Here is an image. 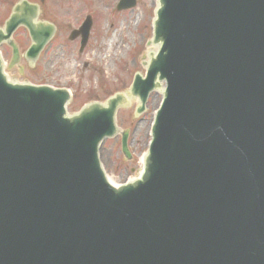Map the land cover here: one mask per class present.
I'll return each mask as SVG.
<instances>
[{
    "label": "water",
    "instance_id": "water-1",
    "mask_svg": "<svg viewBox=\"0 0 264 264\" xmlns=\"http://www.w3.org/2000/svg\"><path fill=\"white\" fill-rule=\"evenodd\" d=\"M38 15L20 0L0 28L8 68L19 26L31 64L52 38ZM152 25L145 77L71 115L68 90L10 82L0 56V264H264V0H158ZM152 91L143 172L115 187L99 145Z\"/></svg>",
    "mask_w": 264,
    "mask_h": 264
},
{
    "label": "rangeland",
    "instance_id": "rangeland-1",
    "mask_svg": "<svg viewBox=\"0 0 264 264\" xmlns=\"http://www.w3.org/2000/svg\"><path fill=\"white\" fill-rule=\"evenodd\" d=\"M38 3L39 0H28ZM118 0H44L41 20L56 25L53 39L42 50L36 63L25 68L24 79L33 83L66 88L71 93L67 112H77L90 102L103 103L115 92L126 90L135 72L143 73L142 57L150 49L146 43L151 37V21L156 0H137L134 8L116 11ZM17 0H0V26ZM92 17V27L84 49L79 51V38L68 39L85 16ZM13 40L22 53L30 44L25 28L19 27ZM2 58L7 63L10 48L0 45ZM22 78V79H23ZM161 96L152 92L146 111L134 117L135 101L120 109L116 121L120 129L129 130V149L132 159L121 154L119 137L104 140L99 158L105 173L115 184L135 178L141 157L146 151L149 129L155 108Z\"/></svg>",
    "mask_w": 264,
    "mask_h": 264
},
{
    "label": "flooded vegetation",
    "instance_id": "flooded-vegetation-1",
    "mask_svg": "<svg viewBox=\"0 0 264 264\" xmlns=\"http://www.w3.org/2000/svg\"><path fill=\"white\" fill-rule=\"evenodd\" d=\"M18 72V69H12V70H10V73H17ZM24 73V72H23Z\"/></svg>",
    "mask_w": 264,
    "mask_h": 264
},
{
    "label": "bare ground",
    "instance_id": "bare-ground-1",
    "mask_svg": "<svg viewBox=\"0 0 264 264\" xmlns=\"http://www.w3.org/2000/svg\"><path fill=\"white\" fill-rule=\"evenodd\" d=\"M6 76H7V75H6ZM8 81L12 82L11 80H8ZM108 181H109L110 183L114 184V182L112 181V179L109 178V177H108Z\"/></svg>",
    "mask_w": 264,
    "mask_h": 264
}]
</instances>
